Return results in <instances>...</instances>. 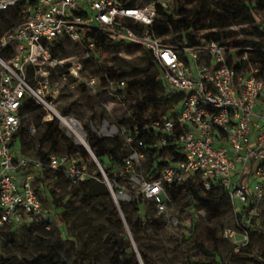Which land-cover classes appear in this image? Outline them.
Segmentation results:
<instances>
[{
  "label": "built area",
  "instance_id": "2783aa9c",
  "mask_svg": "<svg viewBox=\"0 0 264 264\" xmlns=\"http://www.w3.org/2000/svg\"><path fill=\"white\" fill-rule=\"evenodd\" d=\"M18 2L24 5V17L0 34V230L3 226L55 220L35 191L37 172L62 170L71 185L89 176L79 154H54L43 162L17 153L15 136L27 98L42 106L46 121L55 116L60 122L55 112L59 90L52 81V70L67 63L68 76L77 78L86 61L100 63L96 50L99 32L140 44L157 62L167 86L183 94L173 116L142 124L144 130L152 129L158 135L151 147L170 144L183 155L156 177L139 179L136 173V165L145 158L144 141L132 145L137 124L129 128L105 121L99 131L92 127L99 136L120 135L129 146L120 175L130 183L138 182L140 193L158 211L170 203L165 185L197 174L205 189L218 182L237 212L249 207L247 222L260 215L258 204L264 203V69L260 62L250 59L252 47L205 38H197L194 44H169L168 35L157 36L150 30L153 21L167 19L157 6L167 7L168 0H151L136 7L120 0H0V10ZM129 20L141 28L129 27ZM63 38L78 46L77 55L61 58L55 54L56 44ZM95 84L94 77L85 82L91 90ZM124 86V79L105 81L106 109L121 112L126 100ZM29 130L34 132V126ZM98 168L116 203L130 199L124 184L110 180L101 165ZM224 234L232 235L230 231Z\"/></svg>",
  "mask_w": 264,
  "mask_h": 264
},
{
  "label": "rangeland",
  "instance_id": "374dc122",
  "mask_svg": "<svg viewBox=\"0 0 264 264\" xmlns=\"http://www.w3.org/2000/svg\"><path fill=\"white\" fill-rule=\"evenodd\" d=\"M150 1L139 0V6L148 4ZM168 6L173 10L191 9L195 15L202 17L208 16L213 8L210 0H168ZM242 37L240 33L237 36V38ZM59 43L63 47V49L58 47L55 49V54L59 57L69 58L79 53V48L74 42L63 38L59 40ZM97 58L100 63L86 61L84 69L77 78L68 76L67 63L55 67L51 73L52 81L59 90L55 103L59 117L69 116L77 120L86 133L85 140L88 145L87 138L92 136V127L99 131L105 121L110 124L128 126L138 116L148 118L152 115L150 108L137 104V100L142 95L140 88H133L126 92L123 108L119 109L121 112L106 109L104 106V83L101 81L100 64L133 66L140 69L134 75L141 77L145 72L142 68L147 63L142 50L131 53L122 50L117 54L102 51ZM152 70V67L147 69V71ZM63 74H66V79H63ZM91 77L96 78L94 90L85 85ZM131 77L125 76L124 80ZM62 109L67 110V116L60 115ZM45 116V110L24 113L22 122L24 140L20 144L22 153L38 158H48L50 155L64 153L79 154L83 145L76 141L75 135L68 127L61 125V119L60 122L58 120L59 132L44 142L40 141L45 130ZM47 118H51V113H47ZM120 119L127 121L122 123ZM30 125L34 126V132L28 129ZM96 136L98 139L108 138L98 134ZM117 136L120 137V135ZM107 145L110 146V143ZM89 147L92 151L90 145ZM98 147L105 151L104 160L107 161L106 148L103 145ZM124 150L129 151V147L127 146ZM145 161L143 159L136 165L139 179L146 174ZM43 180V183L35 180L33 183L38 190L37 194L43 208L53 212L52 200H55L57 204L69 203L70 209L66 212L65 223L59 224L55 215V220L49 227L25 224L12 228L10 233L6 231L3 234L0 233V259L4 260L5 264H89L88 259L76 255L71 247L72 240L76 242L77 250L92 252L93 264H116L112 258L113 251L110 244L104 241L110 232L119 235L126 233L129 236L131 250L142 264L141 249H145L151 264H225L227 255L239 246H244L249 252L264 258V203L258 204L260 215L250 219L252 231L238 226L235 217L237 207L232 202L221 215L210 216L197 206L189 191H185L176 202L168 203L163 211H158L151 200H145L138 213L136 204L131 203L132 219L141 214L150 220L136 237L130 232L125 212L121 208H119V214L122 219V228L119 229L107 223V211L110 207L102 203L106 201L105 199L88 203L80 202L81 192H77L74 186L69 184L65 174L59 175L57 172L47 171ZM117 183L124 184L131 201H136L141 191L138 182L130 183L126 180ZM117 204L119 206V203ZM84 218H88L89 223H86ZM225 231H230L232 235H225ZM203 249L210 253H205ZM236 264L258 263L251 259H240Z\"/></svg>",
  "mask_w": 264,
  "mask_h": 264
},
{
  "label": "trees",
  "instance_id": "16d2710c",
  "mask_svg": "<svg viewBox=\"0 0 264 264\" xmlns=\"http://www.w3.org/2000/svg\"><path fill=\"white\" fill-rule=\"evenodd\" d=\"M120 1L126 6H139V0ZM210 3L213 5V8L208 16L203 17L195 15L191 9L180 8L178 10H173L169 6L162 7L158 5L157 11L164 13L167 19L164 21H153L150 30L157 36L168 35L169 37L166 39V42L175 46H180L185 43L194 44L197 42V38L214 40L221 44L237 47L250 46L254 49L249 54L250 59L260 62L262 69H264V0H210ZM24 15V5L20 2L15 3L7 9L0 10V34L4 32V29L7 30L22 20ZM126 24L136 30L141 28L131 20ZM234 26L237 28L239 27V30L231 28ZM239 33L242 34V38H237ZM56 47L63 49L59 42L56 44ZM96 50L98 54L102 51L117 54L122 50L128 53L142 50V54L147 61L145 67L142 68L145 71L143 76L134 75L137 74L136 71L140 70L139 68L105 63L100 64L101 81L105 83L108 78L118 80L124 79L125 76H132L130 79L125 80L124 92L126 93L133 88H140L142 95L137 100V104L141 107L150 108L152 115L148 118L138 116L128 127H132L133 124L138 125L137 135L133 133L134 142L132 145L135 144L137 140H143L145 143V147L142 148L145 154L144 159L146 160V174L144 178L156 177L163 167L179 161L183 158V155L176 147L170 144L167 146L151 147L157 142L158 135L152 129L144 130L142 124L173 116L182 102L183 94L179 91H173L167 86L161 77V70L157 62L151 53L140 44L129 43L122 38L114 39L106 32H99L96 37ZM150 67H152L153 70L147 71ZM36 110L44 109L32 98H27L23 105L24 113ZM61 114L66 115L67 110L62 109ZM126 121V119H120L122 123ZM44 124L45 130L41 135V142L48 140L59 132L58 119L55 116L52 120L46 121ZM23 133L24 127L21 123L19 132L16 135L19 137L20 144L24 140ZM87 141L106 176L115 182L126 181L125 177L120 175V171L122 170L124 159L129 154L130 149L129 151L124 150L128 145L125 144L123 138L121 136H114L98 139L96 133L92 132V136L88 137ZM107 143H110V146L107 145ZM101 145L106 148L108 154L107 161L104 160L105 151L100 150L98 147ZM19 149L20 153H22V148ZM79 156L85 161L89 176L76 185L69 184L74 186L77 192H81L80 202L88 203L94 200L102 201L105 199L106 201L102 203L104 206L107 205V207H110L107 211V223H111V225H115L119 229L122 228V219L119 214V208H121L123 212H125V219L130 226V232L133 236L137 237L150 220L147 216L144 217L141 214H138L135 219H132V207L130 204L135 203L139 213L143 207V201H147V199L143 197L142 193H139L136 201H131V198L128 200H119V206L118 204L116 205L111 197L109 189L102 179L99 168L84 147L80 149ZM40 160L45 162L46 158L42 157ZM119 167H121V169H119ZM47 171L50 170L45 168L41 172H37L35 181L43 183V177ZM52 172H57L59 175L64 174L62 170ZM35 191L38 193L37 189H35ZM165 191L170 199V203L176 202L185 191L191 192L197 206L206 211L210 216L221 215L231 203L227 191L223 189L218 182H213L210 188L205 189L197 174H194L181 183L173 182L165 185ZM52 204L53 216L56 215L58 223L63 225L65 223L66 212L70 209L69 203H60L62 205L61 208L60 204H57L55 200H52ZM248 209L249 207L242 208L235 214V217L239 227L252 231V226L246 221ZM84 219L86 223H89L88 218ZM30 224H39L49 227L52 223L47 224V222L37 221ZM16 227L17 226H3L0 233L3 234L5 231L10 233L12 228ZM104 241L110 244V248L113 251L112 258L116 264H140L134 252L131 250L129 236L126 233L119 235L111 234L110 232ZM71 247L78 257L88 259L89 264H93L94 255L91 251L84 252L83 250H77L74 240L71 242ZM203 251L207 254L210 253V251L206 249H203ZM140 256L143 264H151L145 249L140 250ZM240 259H251L258 264H264V258L249 252L244 246H239L236 250L231 251L227 255L225 264H236ZM5 263L4 260L0 259V264Z\"/></svg>",
  "mask_w": 264,
  "mask_h": 264
},
{
  "label": "bare ground",
  "instance_id": "6f19581e",
  "mask_svg": "<svg viewBox=\"0 0 264 264\" xmlns=\"http://www.w3.org/2000/svg\"><path fill=\"white\" fill-rule=\"evenodd\" d=\"M55 112L57 111L55 110ZM59 119H61V124L68 127V129L75 135L76 141L82 145L81 141L83 134L81 131L82 127L80 126V124L76 120L70 119L68 117H59Z\"/></svg>",
  "mask_w": 264,
  "mask_h": 264
},
{
  "label": "water",
  "instance_id": "95a60500",
  "mask_svg": "<svg viewBox=\"0 0 264 264\" xmlns=\"http://www.w3.org/2000/svg\"><path fill=\"white\" fill-rule=\"evenodd\" d=\"M81 131H82V134H83L81 143H82L83 147L85 148V150L88 152V154L91 156V158L93 159V161L96 163V165L98 167L100 165V163L98 162V160L95 157L94 153L91 151L89 145L86 143V140H85V131L83 129H81ZM114 203L117 205V203L115 201H114ZM140 264H142V263L140 262Z\"/></svg>",
  "mask_w": 264,
  "mask_h": 264
},
{
  "label": "crops",
  "instance_id": "0c3cea01",
  "mask_svg": "<svg viewBox=\"0 0 264 264\" xmlns=\"http://www.w3.org/2000/svg\"><path fill=\"white\" fill-rule=\"evenodd\" d=\"M67 117H69V116H67ZM73 120H75V119H73ZM76 121H77V120H76ZM77 122H78V121H77ZM78 123H79V122H78ZM15 141H16V143L19 145V148H20L19 137L16 136ZM17 153H20V149L18 150Z\"/></svg>",
  "mask_w": 264,
  "mask_h": 264
}]
</instances>
